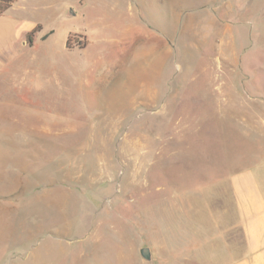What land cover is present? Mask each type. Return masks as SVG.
Wrapping results in <instances>:
<instances>
[{"label":"rangeland","instance_id":"obj_1","mask_svg":"<svg viewBox=\"0 0 264 264\" xmlns=\"http://www.w3.org/2000/svg\"><path fill=\"white\" fill-rule=\"evenodd\" d=\"M73 2L0 73V264H158L264 169V0Z\"/></svg>","mask_w":264,"mask_h":264},{"label":"crops","instance_id":"obj_2","mask_svg":"<svg viewBox=\"0 0 264 264\" xmlns=\"http://www.w3.org/2000/svg\"><path fill=\"white\" fill-rule=\"evenodd\" d=\"M73 5V0H15L0 15V73L15 61L23 59L27 49L32 47L28 42V35L39 27L32 38L33 42L35 36L43 30L40 15L49 10L67 15ZM80 35L86 38L85 34ZM3 74L5 75L2 73L0 76ZM226 187L232 192V199L227 200L230 207L227 210V219L221 224V231L214 234L209 232L205 219L200 222L199 230H188L176 237V234H169L167 257L165 249L155 243L151 251V262L156 260L158 264H164L163 260L168 259L166 264H185L191 261L195 264H264V169L232 173ZM219 225L218 223V228ZM135 250V258L138 261L145 260L141 256V249ZM47 251L46 254L50 251H61L59 254L62 259L67 258L71 252H78V257L73 259V263H66L96 264L95 259L99 256L105 261H110V251L114 249L80 247L73 250L60 247L53 250L47 248ZM77 260L80 263H75Z\"/></svg>","mask_w":264,"mask_h":264},{"label":"trees","instance_id":"obj_3","mask_svg":"<svg viewBox=\"0 0 264 264\" xmlns=\"http://www.w3.org/2000/svg\"><path fill=\"white\" fill-rule=\"evenodd\" d=\"M15 0H0V15L3 14L4 11H6L10 6L11 4L14 2ZM39 29V27L37 26L34 30H32L29 35H28V42L30 44H32V38L34 36V33L37 32ZM80 34H75V36H79ZM74 36H69L68 39H67V42H66V48L67 49H70L72 48V42H71V38H73ZM83 40L79 41L78 39H76L74 42L75 45H77L79 48H83L85 47V42H86V38L84 36H82Z\"/></svg>","mask_w":264,"mask_h":264},{"label":"water","instance_id":"obj_4","mask_svg":"<svg viewBox=\"0 0 264 264\" xmlns=\"http://www.w3.org/2000/svg\"><path fill=\"white\" fill-rule=\"evenodd\" d=\"M141 256L147 261L152 260L151 250L147 247L141 249Z\"/></svg>","mask_w":264,"mask_h":264}]
</instances>
